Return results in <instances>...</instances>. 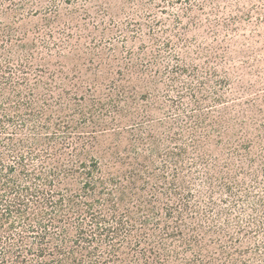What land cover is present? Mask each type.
<instances>
[{"label":"rangeland","instance_id":"rangeland-1","mask_svg":"<svg viewBox=\"0 0 264 264\" xmlns=\"http://www.w3.org/2000/svg\"><path fill=\"white\" fill-rule=\"evenodd\" d=\"M2 75L13 83L4 79L8 99L0 91V142L24 140L26 170H41L40 157L63 149L71 157L65 135L70 142L82 135L99 137L110 151L116 144L131 150L150 165L148 187L159 191L172 188L177 170L192 182L209 175L212 185L200 188L202 217L229 215L243 252L236 264H264V0H0ZM118 104L128 116L115 113ZM221 118L231 123L228 134L215 122ZM197 140L219 157L239 150L232 161L242 167L233 172L252 169L257 177L241 176L246 183L238 186L217 170L206 174L214 160L198 157ZM16 155L8 152L0 180L11 175L10 165L23 174Z\"/></svg>","mask_w":264,"mask_h":264},{"label":"trees","instance_id":"trees-1","mask_svg":"<svg viewBox=\"0 0 264 264\" xmlns=\"http://www.w3.org/2000/svg\"><path fill=\"white\" fill-rule=\"evenodd\" d=\"M11 52L6 57L8 62L14 61ZM26 62L31 65V60ZM7 69L13 74L17 71L11 66ZM127 75L121 71L122 79L127 80ZM4 79L11 84L13 79L12 75L0 76V91L5 97L8 87L4 85L8 82ZM37 85L33 92L41 90ZM145 85L151 88L147 82ZM51 87L48 84L47 90ZM123 92H127L125 87ZM115 106L116 114L128 116L123 106ZM128 110L135 114V109ZM206 117L200 119V124ZM226 119L215 121L224 127V134L231 129ZM246 124L243 121L242 128ZM113 136L122 144V133ZM65 137L68 141L63 145H72L75 153L65 158L70 153L66 155L63 149L49 159L40 157L44 164L33 172L26 170V160L19 153L23 139L11 137L8 143L0 142V166H5L8 152H14L24 168L19 174L15 165H10L11 175L0 180V189H5V193L0 191V264H236L235 256L243 252L240 239L236 245L230 232L229 215L224 220L223 212L211 218L201 215L199 197L204 193L200 188L212 185V177L192 182L184 171L177 170L172 188L159 191L148 187V180L154 176L149 172L150 165L138 163L131 150L120 151L116 144L110 151L111 147L105 148L97 136L86 139L81 135L78 141L71 142L69 135ZM32 142L37 147L42 144L39 133ZM199 143L197 140L198 157L209 155L214 160L206 174L217 170L222 173L220 178L233 180L238 186L246 183L241 176L257 177L252 169L233 172V167H242L232 161L239 150L230 155L222 152L219 157L206 147L201 149ZM4 144L9 145L8 152ZM95 147L97 151L91 150ZM136 154L138 158L146 157L142 151L136 150ZM86 156L91 158L89 163L83 159ZM224 160H228L226 169H222ZM35 180H40L39 185ZM81 180L82 187H77ZM142 184L150 189V196ZM224 222L227 228L222 226ZM20 224L21 228H17ZM224 238H230L231 244H224Z\"/></svg>","mask_w":264,"mask_h":264}]
</instances>
